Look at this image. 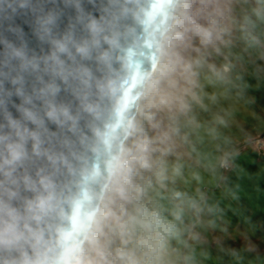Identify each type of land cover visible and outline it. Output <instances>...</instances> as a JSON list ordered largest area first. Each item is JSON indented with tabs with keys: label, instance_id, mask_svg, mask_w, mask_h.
I'll return each instance as SVG.
<instances>
[{
	"label": "rangeland",
	"instance_id": "rangeland-1",
	"mask_svg": "<svg viewBox=\"0 0 264 264\" xmlns=\"http://www.w3.org/2000/svg\"><path fill=\"white\" fill-rule=\"evenodd\" d=\"M161 57L87 259L264 264V0H184Z\"/></svg>",
	"mask_w": 264,
	"mask_h": 264
},
{
	"label": "water",
	"instance_id": "water-1",
	"mask_svg": "<svg viewBox=\"0 0 264 264\" xmlns=\"http://www.w3.org/2000/svg\"><path fill=\"white\" fill-rule=\"evenodd\" d=\"M178 2L0 0V264L55 258L53 197L90 236Z\"/></svg>",
	"mask_w": 264,
	"mask_h": 264
},
{
	"label": "clouds",
	"instance_id": "clouds-1",
	"mask_svg": "<svg viewBox=\"0 0 264 264\" xmlns=\"http://www.w3.org/2000/svg\"><path fill=\"white\" fill-rule=\"evenodd\" d=\"M71 175V170H70ZM53 211L50 220L60 226L61 231L53 234L54 242L59 241L55 247V258L48 261V264H91V261L86 259L85 245L91 241L88 232L81 227V224L89 222L81 213V224H77L75 229L73 226L72 205L70 201L61 197L59 203H55V197L52 198ZM39 219V217L37 218ZM71 233V238L65 240L64 234ZM47 234L41 233L37 236V242L46 239Z\"/></svg>",
	"mask_w": 264,
	"mask_h": 264
},
{
	"label": "bare ground",
	"instance_id": "bare-ground-1",
	"mask_svg": "<svg viewBox=\"0 0 264 264\" xmlns=\"http://www.w3.org/2000/svg\"><path fill=\"white\" fill-rule=\"evenodd\" d=\"M183 2H184V0H179V2H178L177 8H176V12H175V18H174V20H173V24L171 25V28H170V30H169L167 36H166L165 39H164L163 50H162L161 56H162L163 51H164V49H165L166 43L169 42V36H170L171 30L173 29V27H174V25H175V22H176L177 16H178L179 11H180V9H181V7H182V5H183ZM161 58H162V57H160V59H159V63H158V65H157L155 71L153 72L151 78L149 79V81H148V83H147V85H146V87H145V90H144V93H143V97H142V100H141V103H140L139 109H138V111H137V116H136V119H135V122H134V126H133V128H132V131H131V133H130V136H129V139H128V142H127L126 149H125L124 154H123V156H122V158H121V160H120V162H119V165H118V167H117V170H116V173H115V175H114L113 181H112V183H111V186H110V189H109V192H108L107 198L105 199V202H104L103 206L101 207L100 213H99V215H98V217H97V220H96V222H95V225H94V227H93V229H92V231H91V234H90L91 241H90L88 244L85 245V248H86V259H87V257H88L87 255H88V252H89L90 245H91L92 241H94L96 234H97V233L99 232V230H100V227H101V221H102V216H103V214H104V212H105V209H106V207H107V204H108V202H109V200H110V198H111V196H112V193H113V190H114V187H115V183H116V181H117V177H118V175H119V171H120V169H121V165H122L123 159H124V157H125V155H126V152H127L128 147H129V143H130V140H131V137H132L133 131H134V128H135V126H136V124H137V121H138V118H139L140 108H141L142 104L144 103V100H145L144 97H145V94H146V92H147V90H148V88H149V85H151V84H150L151 81L153 80V78H154V77L156 76V74H157V70H158V68H159V66H160Z\"/></svg>",
	"mask_w": 264,
	"mask_h": 264
},
{
	"label": "built area",
	"instance_id": "built-area-1",
	"mask_svg": "<svg viewBox=\"0 0 264 264\" xmlns=\"http://www.w3.org/2000/svg\"><path fill=\"white\" fill-rule=\"evenodd\" d=\"M252 145L260 155L264 156V132L258 134L252 140Z\"/></svg>",
	"mask_w": 264,
	"mask_h": 264
},
{
	"label": "crops",
	"instance_id": "crops-1",
	"mask_svg": "<svg viewBox=\"0 0 264 264\" xmlns=\"http://www.w3.org/2000/svg\"><path fill=\"white\" fill-rule=\"evenodd\" d=\"M193 98H190V104H191V106H192V103H194L195 104V100L193 99ZM254 124H256L257 126H258V129L259 130H255V131H253V132H258V133H260L261 131H264V130H262V127H264V118H260V119H257L256 121H255V123ZM229 179H231V177L229 178ZM232 180V179H231Z\"/></svg>",
	"mask_w": 264,
	"mask_h": 264
}]
</instances>
